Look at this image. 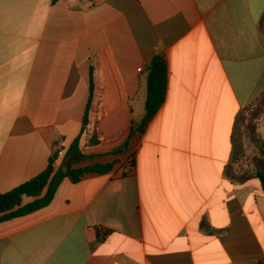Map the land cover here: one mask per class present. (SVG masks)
Here are the masks:
<instances>
[{
  "label": "crops",
  "instance_id": "obj_1",
  "mask_svg": "<svg viewBox=\"0 0 264 264\" xmlns=\"http://www.w3.org/2000/svg\"><path fill=\"white\" fill-rule=\"evenodd\" d=\"M263 16L264 0H0V193L55 152L64 172L109 167L0 222V264H264V193L225 176L235 118L264 95ZM158 54L166 99L141 131Z\"/></svg>",
  "mask_w": 264,
  "mask_h": 264
},
{
  "label": "trees",
  "instance_id": "obj_2",
  "mask_svg": "<svg viewBox=\"0 0 264 264\" xmlns=\"http://www.w3.org/2000/svg\"><path fill=\"white\" fill-rule=\"evenodd\" d=\"M262 25L264 26V16ZM144 72L147 74V100L146 116L138 126V129L141 131L144 130L166 99L168 73L165 57L161 54L153 56L151 61L145 66ZM89 107L90 104L87 106L86 115ZM246 108H249L248 113L245 112ZM246 108L239 111L235 118L231 136V155L225 170V176L231 183L236 185L258 183L264 193V141L261 140L258 133H254L247 125L244 128V133L238 128L240 122H244L243 117H247L245 122H253L257 116L262 114L261 112L264 111V95ZM85 127L86 125L82 129V134L85 132ZM243 135H248L254 144H256L260 150L261 157L255 158L250 166L237 170L234 168V164L235 160L240 158L239 154L242 147L240 139ZM79 141L80 137L70 146L67 154L73 156L78 161L84 157L79 146ZM99 142V139L93 135L91 143L96 145ZM57 156L58 152H55L47 169L38 176L9 192L0 193V222L29 215L48 206L54 199L62 181L66 178L72 183H78L89 173H105L109 170L108 166L98 164L85 168L70 169L68 172H64L62 168L57 169L54 166ZM25 197L33 198V201L24 204Z\"/></svg>",
  "mask_w": 264,
  "mask_h": 264
},
{
  "label": "rangeland",
  "instance_id": "obj_3",
  "mask_svg": "<svg viewBox=\"0 0 264 264\" xmlns=\"http://www.w3.org/2000/svg\"><path fill=\"white\" fill-rule=\"evenodd\" d=\"M248 109L249 108L245 109L246 113L249 112ZM261 113L262 114L257 116L253 122H245L247 117L246 116L243 117L244 122H240L238 128L240 129L241 132L244 133L245 132L244 128L247 125L248 127L251 128V130L254 133L256 134L258 133V135H260L261 140L264 141V111ZM240 142H241L240 144L242 145L241 153L239 154L240 158L235 160V164H234V168L237 170L250 166L255 158L261 157L260 150L257 148L256 144H254V142L251 140V138L248 135L245 136L243 135V137L241 136ZM59 156L61 157L62 155ZM62 166L65 167L64 169L66 172H68L70 169L72 170L71 168L72 164H70L69 162L68 164L63 162L61 164V167ZM29 199H30L29 197L26 198L24 203H27Z\"/></svg>",
  "mask_w": 264,
  "mask_h": 264
}]
</instances>
